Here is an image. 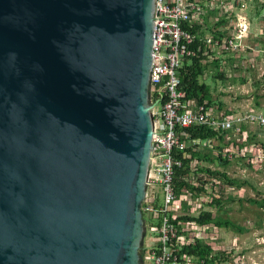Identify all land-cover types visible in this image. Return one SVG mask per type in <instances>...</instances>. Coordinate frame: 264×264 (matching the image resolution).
<instances>
[{
  "label": "water",
  "instance_id": "obj_1",
  "mask_svg": "<svg viewBox=\"0 0 264 264\" xmlns=\"http://www.w3.org/2000/svg\"><path fill=\"white\" fill-rule=\"evenodd\" d=\"M155 0H0V264H142Z\"/></svg>",
  "mask_w": 264,
  "mask_h": 264
},
{
  "label": "built area",
  "instance_id": "obj_2",
  "mask_svg": "<svg viewBox=\"0 0 264 264\" xmlns=\"http://www.w3.org/2000/svg\"><path fill=\"white\" fill-rule=\"evenodd\" d=\"M221 6L232 12L231 0H155L149 80V95L151 102L155 103L150 108L152 147L141 203L145 225L139 250L142 264H209L206 258L183 249L198 239L212 246L208 239L215 235V226L184 217H198L205 211L212 212V198L234 190L233 185L215 178V174L206 171L195 173L196 164L200 166V163L191 159L189 183L200 185L203 189L198 196L186 187L179 192L174 180L175 167L182 164L179 152L187 157L186 149L190 146L199 151L208 147L214 155L216 153L228 161L234 158L245 160L252 169L264 170V138L260 137L261 133L264 134V110H217L214 105L185 99L180 87L178 69L186 58L197 55L199 48L192 45L196 39L209 50L205 52L206 59L203 61L245 50L242 46L249 25L244 13L235 14L231 23H235L233 33L227 35L226 32L222 37H215L213 33L201 35L199 31L191 32L182 27L183 22L207 26L204 20L206 11L218 10ZM214 22L215 16L211 24L215 30ZM191 126L217 130L224 135L222 141L227 140L224 145L215 137L197 142L184 130ZM224 251L225 259L220 262L214 259L213 264H259L248 263L243 254L233 256V251ZM213 254L215 252L211 257H214Z\"/></svg>",
  "mask_w": 264,
  "mask_h": 264
},
{
  "label": "rangeland",
  "instance_id": "obj_3",
  "mask_svg": "<svg viewBox=\"0 0 264 264\" xmlns=\"http://www.w3.org/2000/svg\"><path fill=\"white\" fill-rule=\"evenodd\" d=\"M231 1L232 12L226 14L227 22L220 28H227L226 34H232L235 23H231L235 14L244 13L249 25V32L242 46L245 50L219 57V70L224 72V78L214 77L215 65L209 63L201 81L209 84L214 98L216 96L222 101L221 108L214 105L217 110H264V8L261 6L264 0ZM213 19L214 14L204 17L208 22L204 27V34H212L213 30L209 27H212ZM260 137L264 138V134L261 133ZM226 140L219 143L224 145ZM200 152L204 157L208 154L211 157V160L201 158L200 166L224 170L228 176L238 179L231 193L223 192L220 195L223 196L221 206H213L211 209L214 215L229 219L243 230L232 226L215 227V235L208 239L213 251L224 249L230 252L231 249L233 256L243 254L248 263L264 264V170H254L245 160L236 158L230 159L226 166H222L215 161L216 153L214 155L208 147ZM249 198L262 200L263 204L250 201Z\"/></svg>",
  "mask_w": 264,
  "mask_h": 264
},
{
  "label": "trees",
  "instance_id": "obj_4",
  "mask_svg": "<svg viewBox=\"0 0 264 264\" xmlns=\"http://www.w3.org/2000/svg\"><path fill=\"white\" fill-rule=\"evenodd\" d=\"M262 8H264V2L261 3ZM219 10V11H218ZM218 10H207L205 17L208 14H216L215 16V30L214 27H209L213 31V36L215 37H222L225 35L227 30L224 27V25L227 22L226 14H228L229 11H227L226 6H221ZM259 12V11H258ZM208 25V22H207ZM182 27L186 30H189L191 32L199 31L201 35H204V27H201L197 23H187L183 22ZM194 47L198 46L197 55L186 58L182 65L178 69V74L180 76V87L184 92V98L185 99H193L199 102L206 103L207 105H215V107L220 108L223 106L222 101H220L216 96L214 98L210 85L207 84L205 81H201V77L203 76V73L205 70L208 69L209 63H212L215 65V75L216 78H224V72L219 70V64L220 59H213L211 61H203V59H206L205 52L209 51L208 47L204 45V43L200 42L199 39H196L195 42L192 44ZM187 134H189L190 138L198 140L197 142H200V140H204L205 138L209 137H215V140L222 141L224 139V135L221 132H218L217 130H212L206 126H191L184 129ZM198 145V144H196ZM186 156L183 155V152H179V157L182 160V164L180 166L175 167V188L179 191L183 189V187H186L188 190H192L195 192V194L198 196L199 192L203 189L200 185H192L189 183V173H190V160L191 159H197L200 160L201 158H205L207 160H211L210 154H208L206 157L201 155V152L199 150L193 149L191 146L186 149ZM184 156V157H183ZM215 161L217 164H220L222 166H226L229 161L227 158H223L220 155L215 156ZM197 171H206L211 174H215V178L220 179L221 181H225L229 183L230 185H233L238 181V179H235L233 177H230L227 175V173L224 170H212L209 167L205 166H199L196 164V170ZM200 180H198L199 182ZM180 192V191H179ZM178 192V193H179ZM230 197V196H229ZM233 198V195L231 196ZM250 201L258 202L259 204H263L262 200H255L249 198ZM223 201V196H217L212 198V201L210 202L213 206L220 207ZM185 219L194 220L195 222L201 223V224H209L213 225L215 227H235L239 230H243L241 227L237 226L233 222H231L227 218H223L218 214H213L211 211H205L203 213H200L198 217H188L185 216ZM214 249L209 244L204 243L203 241H196L193 245L189 244L184 246L183 251H188L191 253H194L200 257H204L207 260V263L213 264L214 259L215 262H220V260L225 259V251L224 250H218L213 251ZM211 257V254L214 253ZM232 252V251H230Z\"/></svg>",
  "mask_w": 264,
  "mask_h": 264
}]
</instances>
